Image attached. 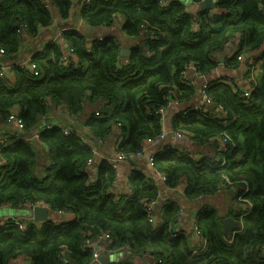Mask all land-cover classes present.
Returning a JSON list of instances; mask_svg holds the SVG:
<instances>
[{
	"label": "trees",
	"instance_id": "1",
	"mask_svg": "<svg viewBox=\"0 0 264 264\" xmlns=\"http://www.w3.org/2000/svg\"><path fill=\"white\" fill-rule=\"evenodd\" d=\"M81 3L80 14L89 26L108 27L122 17V30L139 42L125 56L116 36H107L90 49L86 36L70 29L63 37L78 56L77 62L70 59L68 64L62 63L66 47L54 41L33 54L34 72L17 66L15 87L0 78V122L8 121L11 109L17 107L25 126L24 135L18 133L0 147L8 164L0 173V206L22 207L39 202L76 215L73 220L58 225L50 222L40 228L33 223L21 228L24 221L17 219L1 227L0 264H10L19 254H27L32 264H63L59 254L62 249L66 264H94L93 248L84 243L87 237L97 239L102 232L114 238L110 248L115 251L106 253L108 256L129 252L128 257L116 255L106 264H141L136 254L154 247L163 253L159 264H264V61L249 98L240 96L228 82H209L205 91L224 106L227 115L213 119L189 110L173 120L174 131L200 144L228 134L236 147L229 152L225 165L176 149L154 156V166L168 175L169 187H176L183 179L188 182L184 191L188 200L236 186V200L243 206L252 204L243 217V230L234 235L232 242L226 240L216 207L200 212L195 223L208 240L206 249L198 254H192L190 234L180 230L174 236L173 225L181 217L178 202L164 204L163 223L154 228L144 203L158 199L159 187L141 171H134L130 177L132 195L124 203L116 202L107 192L115 180L114 168L101 160L98 176L91 182V167L87 164L95 157V150L76 130L68 127L71 132L65 133L64 126H54L37 129V140L31 136L41 121V125L48 122L51 108L47 97L66 103L68 111L77 115L84 109L85 97L102 98L103 109L85 116L91 136L107 138L117 126L127 131L118 150L138 151L143 139L162 132L164 123L156 109L166 108L170 98L188 103L198 95V88L182 73L187 63L193 62L201 73L210 72L217 65L216 54L239 35L238 54L230 61L237 60L240 49L251 51L264 45V0H217L216 12L197 15L186 10L183 0H170L168 5L161 0ZM73 5L74 0H3V55H16L26 34L38 36L41 27L51 25L53 6L68 19ZM250 75L247 72L246 76ZM234 116L236 120H232ZM225 120L231 123L226 125ZM43 159L45 166L39 171ZM242 210L231 214L238 219ZM126 243L130 247L121 250Z\"/></svg>",
	"mask_w": 264,
	"mask_h": 264
},
{
	"label": "crops",
	"instance_id": "2",
	"mask_svg": "<svg viewBox=\"0 0 264 264\" xmlns=\"http://www.w3.org/2000/svg\"><path fill=\"white\" fill-rule=\"evenodd\" d=\"M46 2H50V0H44ZM202 1H194L193 6L187 8L186 10L193 15H197L200 12H216L217 10V0H212L208 2L207 8L202 4ZM81 0H74V5L72 8L71 15L68 19H64L61 17L58 9H55V6L52 7V13L54 16L53 22L51 25L47 27H41L39 30L38 36H32L30 34H26L24 40L22 42V46L18 53L14 56H4L0 54V60L7 66V79L4 80L6 83L15 87L17 85V71L16 68L19 65L29 64L34 53L38 51H42L46 45L50 42L60 41L62 46L65 48L66 46L62 43L65 42L68 44L67 40L64 39L62 29L64 27H69L75 29L76 31L84 34L86 36L88 42L87 46L92 49L96 42L106 38L107 36L113 35L116 36L123 44L122 48L129 49L131 51V47L139 42V40L135 37H130L126 35V33L122 30L123 18L118 17L115 22L108 27H91L89 26L84 19L82 18L81 12ZM240 35L237 36L234 40L229 41L224 49L216 54L217 65L214 69L207 73H201L197 69H193L186 75L185 79L194 84L198 88V95L189 101L188 103H174L170 104L164 114V130L167 133L165 139L160 144H154L148 147V149L144 152V154L138 158H130L126 159L118 165L117 169H114L115 180L110 187V192L114 195V199L117 196H120L123 201L127 200L132 195L133 191L130 187V177L134 171H141L146 178L150 181H154L159 187V197L158 201L154 208L155 221L154 228H158L163 223L162 210L165 203L168 202H178L181 206V217L178 222H176L173 226L180 230H184L186 233L192 236V232L195 227L196 218L195 215L200 210L201 207H216L217 212L222 218L227 216L234 217L233 212H241V209L246 207L241 205L236 200V186H232L230 189L222 190L221 193H218L214 196H206L199 197L195 200H188L184 191L187 187V183L184 179L174 188L168 186V184L162 180L161 176L158 174V170L154 166L149 158L150 155L153 156L158 153L160 150L167 149H176L182 152H189L192 156H195L199 159L203 157L214 158L216 156V148L218 145V141L211 140L205 144H200L195 140H192L188 137H184L179 139L176 135L173 128V120L182 116L185 110L190 108L191 106L199 103L201 101L202 96V85L207 82H217L228 80L237 81L243 86L247 85L252 80V76L254 75L256 79H259L262 72V64L264 61L263 58V50L261 48L256 50H241L240 54L237 55V60L230 61V59L238 54L239 51V42ZM66 52L68 54H73L72 59L77 62L78 56L71 52L70 48L66 47ZM248 54V56H247ZM223 55V61L218 60V56ZM127 56V55H125ZM263 58V59H262ZM123 63V59H120ZM129 61V59H126ZM251 63H254L255 70L251 71L250 68ZM247 72H251L250 77L246 76ZM104 100L102 98L91 99L89 97H85L83 100L84 109L82 110L80 115L71 114L68 111L66 103H59L56 100H53L50 104V111L48 118L46 121L49 123H53L54 125H61L64 127H69L74 130L78 134L83 137V140L88 142L89 145L94 147L95 157L94 163L90 168V172L92 173L91 182L95 181L97 178V171L100 166V161L105 159L106 157L116 156L118 153L119 142L127 136V131H124L122 128L115 126L111 135L104 139H98L94 136H91L90 131L85 126V116L92 112H100L103 108ZM215 112L219 111V109L215 105L210 106ZM43 122L41 121L35 129L31 132L33 140H37L38 137H35L36 130L42 128ZM38 130V131H39ZM24 132V131H23ZM22 131H19L15 124L10 123L8 121L0 122V147L2 141H12L14 137L17 136L18 133L23 134ZM27 132H25L26 134ZM24 135V134H23ZM1 150V148H0ZM148 154H150L148 156ZM44 157V155H42ZM41 156V157H42ZM106 160V159H105ZM6 160L2 157L0 153V173L4 170L5 166H7ZM45 166L44 159L38 165V170H43ZM15 206L11 204H5L0 206V220L11 222L13 219L18 221H24V224H32L34 220L33 216L30 214H26L23 220L19 219L15 213L12 212V209ZM22 207L28 208V205H24ZM58 210H55V212ZM233 211V212H232ZM232 212V214H231ZM56 215V214H55ZM239 215V214H238ZM57 218H53V220H58V222L73 220L76 215L73 211L67 210L62 212L61 214H57L55 216ZM11 220V221H10ZM6 223V224H7ZM244 225V224H243ZM36 226V225H35ZM99 236V235H98ZM192 245H196V240L191 237ZM141 249H138V253ZM147 253L140 252L136 254V261L141 264H159L160 258L162 255V250L160 248L154 247L151 250H146ZM161 262V261H160ZM10 264H32L30 257L27 254H19L16 256Z\"/></svg>",
	"mask_w": 264,
	"mask_h": 264
},
{
	"label": "built area",
	"instance_id": "3",
	"mask_svg": "<svg viewBox=\"0 0 264 264\" xmlns=\"http://www.w3.org/2000/svg\"><path fill=\"white\" fill-rule=\"evenodd\" d=\"M2 1L3 0H0V3ZM86 1L89 2L90 0H86ZM161 3L163 5H168L170 3V0H161ZM70 29H72V28L64 27L62 29V32L68 31ZM261 48H264V46H262ZM3 52H4V50L2 48H0V54H3ZM71 55H73V54H71V53L68 54L66 52L65 56H64V58L62 60V63H64V64L67 63L68 64L70 59H72ZM20 67L25 69V70H27V71H32V72H34V70L36 68L35 63L32 62V61H30L29 64L20 65ZM193 69H197L199 71V69L197 68V66L193 62L187 63L185 65L183 71H182L184 77H186L188 72H190ZM248 69L251 70V71H254L255 70L254 63H251L250 68H248ZM0 78H2L3 80L7 79V66L2 61L0 62ZM251 78H252V80L249 83H247V85H245V86H243L239 82H234V81H231V80H228V81L225 80V82L226 83L228 82L231 85L233 90L238 91L240 96H242L244 98H249L250 95L253 93V91L256 88L255 76L253 75ZM208 85H209V83H207V82H205L202 85L201 101L199 103L191 106L189 109L185 110V112L183 113V116L185 114H187L189 110H195V111L202 112L205 117H209V118H213V119L217 118V116H219V115H227V111L225 110L224 106L222 104H218V103L214 102L212 97L210 96V94L207 91H205V89H207ZM46 102H48V105H50L52 100L49 97H47L46 98ZM174 103H178L177 100H175L173 98H170L168 106L170 104H174ZM211 105H215L219 109V111L215 112L210 107ZM166 108L165 107H161V108L156 109V112L161 115L162 120H164V114H165ZM232 120H236V116H234V118ZM8 122L15 124L19 131L23 132L24 129H25L24 121H23V119L21 117V114H20V109L17 108V107H14V108L11 109L10 114L8 116ZM229 123H231V122H228L227 120H225V124L226 125H228ZM54 126H61V125H54L53 123L46 122L44 125H42V128H40V129L41 130L52 129V128H54ZM63 131L65 133L71 132V130L69 128H67V127H63ZM175 133L179 137V139L184 138V137L190 138L189 136L184 135L180 131H175ZM166 135H167V133L165 132L164 126H163L162 132L157 137L143 139L140 142V149L138 151L132 152V153H125V152L118 151L116 156H112V157L108 156L105 159H106L107 163H109L112 166V168L117 169L118 165L120 164V162H122V161H124L126 159L138 158V157L142 156L144 154V152L148 149V147H150L151 145H154V144H160L165 139ZM35 137H38V133L35 134ZM190 139L195 140L193 138H190ZM214 140L218 141V145H217V148H216V156L212 159V161L220 163L221 165H225L227 163V160H228L229 152L232 151L236 147V143L233 142L232 138L228 134H225L223 137H219L218 139H214ZM7 143H8V141H6V140L2 141V144H7ZM164 151L165 150L163 149V150H160L159 152H164ZM190 155H192V154H190ZM154 156L155 155H153V156L150 155V158H149V160L152 163L154 162ZM93 163H94V158L90 159L87 165L91 167ZM158 174L161 176L162 180L167 182L168 175L165 172L158 171ZM187 185H188V183H187ZM107 192H110V188L107 190ZM221 192H222V189H219L218 193H221ZM217 194L202 195L200 197L214 196V195H217ZM128 196H130V194ZM241 198H242V196H239V200L242 201ZM121 199L122 198L120 196L115 197L116 202H119ZM157 201H158V199L157 200L146 201L144 203V209L147 212V214L149 216H151V219H152L153 222L155 221L154 220L155 219L154 208H155V205H156ZM35 205H46V204L37 202V203L32 204L31 206H35ZM46 206H48V205H46ZM48 207L51 208L50 206H48ZM251 207H252V204L249 202L246 205V207L243 208L242 213L238 216V221L241 223V227H240V229L235 230L232 234L227 235V237H226L227 241L232 242L233 239H234V235H236L237 233H239V232H241L243 230V228H244L243 217L249 213V211L251 210ZM204 209H205L204 206L201 207L200 210L195 215V218H197V215L200 212H203ZM51 210L53 212H55V210H53L52 208H51ZM64 211H67V210H58L56 212H59V214H61ZM12 221L16 222V220H14V219ZM51 222L55 223L56 225L61 223V222H58V220H52ZM6 223H7V221L0 220V228L4 227L9 222L7 224ZM33 224L36 225V227L40 228L43 225L48 224V223L44 224L43 221H33ZM20 227L24 228L25 224L24 223L20 224ZM172 230L174 231V236H176L177 233L180 232V229L175 228L174 226H173ZM190 237H193L196 240V245L192 246V254L193 255L201 253L202 251H204L206 249L208 238L204 234L202 229L200 227H198L196 224H195L194 230L192 232V236L190 235ZM92 239H94V242H91ZM113 242H114V238L110 235L109 232H102L101 234H99L97 239L87 237L85 239L84 245L87 248L88 247L93 248L94 260L96 262V261H98V258L102 254L105 255V256H108V254H106V253L115 251L114 249L110 248V244L113 243ZM95 245L101 246L102 249L98 250L95 247ZM129 247H130V243H126V244L122 245L120 249L122 250V248L125 249V248H129ZM144 253H147V252H143V254ZM59 254L61 256V259L63 260V264H66V260L67 259H65V257H66L65 250L62 249Z\"/></svg>",
	"mask_w": 264,
	"mask_h": 264
},
{
	"label": "water",
	"instance_id": "4",
	"mask_svg": "<svg viewBox=\"0 0 264 264\" xmlns=\"http://www.w3.org/2000/svg\"><path fill=\"white\" fill-rule=\"evenodd\" d=\"M212 0H206L205 1H202V4L205 6V8H207L208 6V2H210ZM67 48H70L69 45L65 42H62ZM131 51L129 49H125V48H122L121 49V54L122 55H130ZM248 56V54H247ZM223 55H219L218 56V60H221L223 61ZM150 154H148L149 156ZM28 208L31 210V214L34 218L35 221H43V223H49L53 220V218H57L55 216H57V214H59V212H53L51 210V208H49L48 206L46 205H35V206H31L29 205ZM56 214V215H55ZM221 223H222V226H223V229H224V232L225 234L227 235H230L232 234L235 230H238L240 229L241 227V223L238 221L237 218L235 217H232V216H227V217H224L221 219ZM91 242H94V239H92ZM95 247L100 250L102 249L101 246L99 245H95ZM116 255H121V253H118V254H115L114 258L116 257ZM113 258L111 256H105V255H101L99 258H98V261H96L94 264H106L109 260H112Z\"/></svg>",
	"mask_w": 264,
	"mask_h": 264
},
{
	"label": "rangeland",
	"instance_id": "5",
	"mask_svg": "<svg viewBox=\"0 0 264 264\" xmlns=\"http://www.w3.org/2000/svg\"><path fill=\"white\" fill-rule=\"evenodd\" d=\"M187 6V8H190L191 6H193V0H183ZM12 212L15 213V215L20 219L23 220V218L26 216V214H30L32 216V212L29 208H26V207H21V206H15L13 209H12ZM20 219V220H21ZM121 255L122 257H128L129 255V252L127 250L125 251H122L121 252ZM114 254H112V258H114Z\"/></svg>",
	"mask_w": 264,
	"mask_h": 264
}]
</instances>
